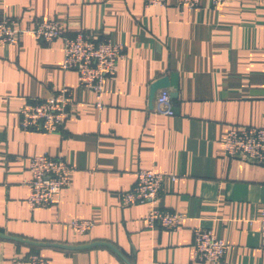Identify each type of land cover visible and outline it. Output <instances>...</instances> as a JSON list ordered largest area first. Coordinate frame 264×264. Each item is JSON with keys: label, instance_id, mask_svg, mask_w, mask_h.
<instances>
[{"label": "crops", "instance_id": "crops-1", "mask_svg": "<svg viewBox=\"0 0 264 264\" xmlns=\"http://www.w3.org/2000/svg\"><path fill=\"white\" fill-rule=\"evenodd\" d=\"M19 29L55 21L62 36L49 44L23 34L0 47V264L35 254L49 264H264L260 224L264 166L224 154L230 127L264 128V7L227 0L218 7H146L143 0H0V19ZM107 35L123 45L105 79L103 108L62 69L63 37ZM178 75L173 116L155 111L151 85ZM73 90L74 112L56 134L21 130L23 101ZM169 93L171 91L167 89ZM63 158L71 185L55 208L30 210L32 157ZM166 181L161 209L182 216L175 231L146 228L148 203L122 206L136 172ZM73 220H89L77 234ZM207 229L227 244L216 262L193 263V236ZM95 244V245H93ZM92 245L86 248H79ZM70 247V248H69Z\"/></svg>", "mask_w": 264, "mask_h": 264}, {"label": "built area", "instance_id": "built-area-1", "mask_svg": "<svg viewBox=\"0 0 264 264\" xmlns=\"http://www.w3.org/2000/svg\"><path fill=\"white\" fill-rule=\"evenodd\" d=\"M179 6L190 9L198 8L201 1H208L212 7H218L227 0H176ZM264 7V0H259ZM146 7L165 6L167 0H143ZM30 33L35 40L49 44L62 36L58 24L45 18L31 29H19L12 17L0 19V47H12L20 37ZM62 69L74 71L77 75V87L91 91L94 95V106L103 108L104 82L115 72L116 61L123 57V45L114 42L107 33L100 36L75 33L63 37ZM155 111L173 116L171 98L167 90H161L155 98ZM73 90L61 87L41 101H23L18 126L24 131L45 134L59 133L66 120L74 112ZM224 154L231 159H241L251 164L264 166V128L230 127L223 146ZM72 167L63 158H53L47 154L32 157L28 170L30 179L27 206L36 208H55L64 189L71 185ZM132 189L121 193L122 206L150 204L151 208L145 217L146 228L175 231L182 220L178 213L163 210L158 205L162 186L166 181L176 182L180 177L170 173H157L152 170H139ZM261 247L264 248V204L259 218ZM69 227L77 234H86L92 228L89 220H73ZM193 263L216 262L224 257L227 244L207 229H196L193 236ZM13 264H49V260L31 254L17 259Z\"/></svg>", "mask_w": 264, "mask_h": 264}, {"label": "water", "instance_id": "water-1", "mask_svg": "<svg viewBox=\"0 0 264 264\" xmlns=\"http://www.w3.org/2000/svg\"><path fill=\"white\" fill-rule=\"evenodd\" d=\"M167 89L171 91V93H169L171 100H175L177 98V89H178V75L176 73H172L169 77H161L157 79L150 87V99L151 100L153 99L154 93L157 90H167ZM0 237L5 238L6 236L0 234ZM90 246L92 245L79 247V248H86Z\"/></svg>", "mask_w": 264, "mask_h": 264}]
</instances>
